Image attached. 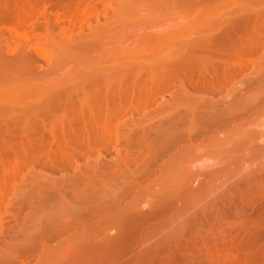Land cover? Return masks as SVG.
<instances>
[{
    "label": "bare ground",
    "instance_id": "1",
    "mask_svg": "<svg viewBox=\"0 0 264 264\" xmlns=\"http://www.w3.org/2000/svg\"><path fill=\"white\" fill-rule=\"evenodd\" d=\"M141 1L147 4L141 6ZM116 2L117 0H0V74H8L6 78L0 77V95L7 97L5 101L2 100L4 104L0 101L3 104L0 107L7 105L6 110H16L15 113L21 111L10 119L9 124L0 125V232L6 222L1 208H8L11 202H15L5 203L4 198H7L9 190L14 195L11 194L8 200L19 198L20 209L22 204L33 203V212L29 214L30 222L43 215L46 217L51 210L53 216L58 212L74 215L73 225H81L83 228L69 237L71 242L78 241L80 244L73 256L57 252V248L43 244V252L40 254L42 264H112L119 261L124 252L118 247V243L130 232H117L102 242H96L94 236L112 224L128 223L131 218L127 209L132 210L134 201L132 200V206L126 204L123 207L124 213H109L94 222L84 216L86 213L93 214L97 209L96 205L88 207L83 214L77 210L76 205L69 206L67 203L66 208L65 205L58 206L66 197L56 196V203L50 206L51 209L47 206L44 208L33 202L37 190L40 189V196L45 197L41 190L45 192L47 189L57 188L59 193L60 183L69 185L71 191L76 193L83 184L89 187L99 182L101 190L88 193L90 195L82 200L107 198L111 202L120 195L115 189L106 187V183L109 185L108 182H114L111 177L115 174L114 170L119 172L136 157L142 158L148 149L154 155H147L141 163V174L155 168L163 170V175L161 171L157 181L167 178L170 168L178 169L186 160L192 161V158L203 153L199 151L201 146L205 148L208 145L206 149H212V145L216 144L214 148L217 151L225 150L223 147L226 146L227 149L232 148L235 143L231 142L230 147L228 142L227 145L224 144L232 135L229 132L221 133L218 128L230 123L231 116L235 115V103L238 105L244 101L243 111H246L259 98L260 94L256 92L261 93L264 88L261 83L264 82V59L245 60V55L258 51L264 45V0ZM168 4L178 8L167 10ZM49 6L58 10L54 16L49 13L50 10L47 12ZM107 8L116 9L114 17L106 16ZM232 11L235 15H227ZM60 12L66 18L69 17L73 26L76 23L83 25L85 22L87 29H80L75 25L79 27L75 31L65 26L66 24L57 26V15ZM174 12L180 15L174 22L159 26L167 15ZM101 15H104L105 20L100 19ZM130 22L154 27L140 26L141 28L134 30L125 28ZM30 25L41 31L29 32ZM48 57L52 59L53 66L48 69L47 74L63 68L70 60H73V69L66 70L63 76L48 77L47 74H38L36 67L41 63L40 59L47 61ZM137 58L143 59L138 61ZM252 65V77L242 76ZM9 75L11 76L8 78ZM240 75L243 80H237L240 86H234L232 93L219 97L220 99L215 96L216 92H221ZM258 80L259 84L256 83ZM71 81L73 87L70 86ZM255 83L258 86L253 85ZM250 86L254 89L259 87L257 90H260L253 91ZM248 88H251L252 94ZM165 92H169L171 98L162 102L163 104H157L156 109L154 108L157 114L145 118L146 111L142 114L144 118L138 116V119H142L132 118L128 124L120 125L122 115L134 111L141 114L140 110L145 112L143 109L146 110L147 106L143 108V105L152 100L154 102L158 95L163 97ZM18 98L23 100L19 102ZM28 128L36 133L26 134ZM214 129L220 133L210 134ZM200 136H206L207 139H200ZM215 136L218 138L214 139ZM120 141L121 148L117 147ZM209 143L212 144L211 148ZM111 145L117 147V150L119 148L117 152H120L115 155V159L113 157L111 161H106L107 155L103 156L100 149L107 151ZM95 149L100 152V156L95 157L96 163L88 158L86 163H79V158ZM168 149L174 152L168 160L159 164L158 154ZM135 150L136 157L132 155ZM37 165L47 168L73 166L75 171L71 175H61L62 178L57 183L56 180H51L53 177L47 178V171L46 174L45 170L41 174V168L36 171ZM27 167L33 168L30 169V174H22ZM21 174L27 188L24 189L23 196L22 192H18V184L13 183L17 177L23 178ZM24 174L30 177H25ZM15 188L16 191H11ZM15 193L18 194L17 197ZM125 193L126 190L123 191ZM125 213L129 218L124 217ZM53 221L54 226L59 224V229H67L72 224L70 221ZM39 237L28 236V247L33 248ZM14 247L0 250V264L16 263L18 252H15Z\"/></svg>",
    "mask_w": 264,
    "mask_h": 264
},
{
    "label": "rangeland",
    "instance_id": "2",
    "mask_svg": "<svg viewBox=\"0 0 264 264\" xmlns=\"http://www.w3.org/2000/svg\"><path fill=\"white\" fill-rule=\"evenodd\" d=\"M116 3L118 4V0ZM120 3H122V1H120ZM141 4L140 5L143 6L147 3L144 4L143 1ZM166 8L167 10H174L178 7L175 8L174 5L168 4ZM107 9L108 12L106 16L110 18L114 17L115 12H117L115 11L116 9ZM49 10L51 12H49ZM57 11V9L50 6L47 8V12L51 13L53 16ZM234 13L235 12L232 11L229 14L227 13V15L233 16L235 15ZM177 14L178 12H174L167 15V18L165 17L164 22L160 23L159 26L174 22L178 16H180ZM104 18V15H101L100 19L105 20ZM33 19H35V17ZM40 20H43V18ZM56 25H65L71 29L73 28L75 31H78L79 27L80 29L81 27L87 29L85 22H83V25L82 23L75 24L79 27L75 25L73 26L69 17L66 18L61 12L57 15ZM140 26H145L146 28L154 27L151 25L142 26L139 23L130 22L125 28L134 30L141 28ZM28 28L31 33H34V30L41 31V29L32 27V25ZM7 35L9 36V33H7ZM245 58L244 59L247 61L250 59L251 61L263 60L264 45L258 51L245 55ZM142 59L137 58L138 61H142ZM51 61L52 59L50 60L49 57L47 58V61L45 59H40L41 63L37 65V70L35 69L36 72L38 71V74H47L48 69H51L53 66V62ZM252 67L253 65L245 70V73L243 72L242 76L245 75L249 78L252 77ZM68 69H73V60L67 62L63 68L53 70L51 71L52 73L49 72L46 76H63L64 72ZM1 75L2 74H0L1 78H6L8 74L5 75L6 77ZM10 76L11 75H9L8 78ZM242 76L240 75L236 77L227 84L221 92H216L215 96L217 98H222L223 96H227L228 93H232L234 86H240L239 83L243 80V78L241 79ZM257 78L258 77H256V79ZM237 80H240V82L237 83ZM258 82L260 81L258 80L256 83L259 84ZM71 83L72 84L69 82L68 85L70 84V86L72 85L73 87V82L71 81ZM256 83L253 85L258 86ZM261 83L262 85L264 84V82ZM250 87L253 88V91L260 90H257L259 87H256V89H254L253 86ZM243 90L246 91L245 89ZM248 90L250 93L251 88H248ZM263 90L264 88H262L261 93L264 92ZM253 91L251 92L253 93ZM256 93L260 94L261 97L259 96V98L256 99L257 101L252 105L250 104L246 111H243V108L245 109V107H243L244 101L238 105L235 103V115L231 116L230 123L224 127L218 128L221 133L223 131L226 134L230 133V136L232 135L231 138L228 137L230 139L226 141L224 140L225 143L224 141L223 143L226 144L228 142L227 144L229 146L232 142L235 143L233 144L235 147L232 145H230L232 148L229 149L226 148L227 146L223 147L226 151L223 148V150H220L216 147L218 149L217 151L214 148L216 144L212 145L209 143L210 148L211 145L213 146L212 152V149H206L208 145L205 146V148L204 146H201L200 148L202 150L199 149V151H203V153L199 155L200 152L197 150L196 152L199 156L196 158L194 157V159L192 158V161H190V159L189 162L186 160L185 163L187 162V164L183 163L178 169L170 168L166 175L167 178H162L158 181L157 178L160 177L159 175L161 174V171L163 175V170L152 168L150 171L141 174L139 169V166L146 159V156H152L154 153L150 152L151 149H148L150 151L147 150L145 156L138 158L136 157L137 154L135 150V153L132 155L137 159L135 158L133 161H130L128 163L129 166L123 167V169L118 170L119 172L113 169L115 174H112L111 177L114 182H108L109 185L106 183L107 188L112 190L115 189L114 191L120 194L117 198L114 196L115 198H113L111 202L108 201L107 198V201L103 198H100V200L99 198H95L93 201L82 200V198L90 195H88V193L92 194L101 190L102 185L99 182H96L93 186L91 185L89 187H87L88 185L85 186L86 184H83L80 188L78 187L79 191L77 190L76 193L71 191L72 189H70L69 185L60 183L59 188L61 191H59V193L57 188L47 189L45 191L46 193L44 190H41L45 194V197L40 196L41 192L39 189L36 191L38 193H36L37 195L34 197L36 199L35 201L33 200V202L34 204L38 203V205L44 206V208L47 206L51 209L50 206L53 203H56L57 198H62L63 196L66 197V199L65 201L62 200L63 202H60L61 204H58L59 201H57L58 206L65 205L64 207L66 208L68 207L66 205L67 203H69V206L70 204L74 206L76 205L77 210L83 214L87 212L88 207L90 208V206L96 205L97 209L93 214L90 215L86 213L84 216V218L94 222L101 220L109 213H124L123 207H125L126 204L132 206L134 203V207H129L132 210L126 208L127 213L131 218L129 222L132 221L131 224L129 222L126 223L127 221L121 222L119 225L115 223L106 227L105 230L94 236L96 242H102L107 240L110 235H115L117 232L122 234L127 233L128 231L130 232L131 235H127L129 237L125 236L124 240H121L118 243V247L124 252L123 257L112 264H264V93L262 95L259 92ZM2 96L3 95H0V101L4 104L5 102L2 100L5 101V98L7 99V97L3 96L2 99ZM164 96L161 97V95H158L154 102L152 100L146 105H143V108L145 106L147 107L146 110H144L145 108L143 109L145 112L140 110L141 114H139L138 111H134L133 113L127 112V115H122L123 117L120 119V125L122 123L128 124L131 122L132 118L137 120L138 116H143L146 111L147 115L145 114V118L146 116L149 118L155 113L157 114V111L155 110L156 106H158L157 104L171 98L169 92H165ZM19 100L23 99L18 98L17 101ZM2 103H0V105ZM3 104L1 106H3ZM151 104L153 105L151 106ZM5 106L7 107V105H4V108L0 107V125H4L5 123L9 124L10 119L14 118V115L21 112L17 111L18 113H15L16 110L14 106L11 107L12 109L14 108L15 112L13 110H6L7 108ZM238 108H241V110L239 111ZM133 114L135 115L134 117L132 116ZM142 118H144V116ZM219 131L214 129L210 134H219ZM25 133L34 135L36 132L28 128ZM152 134H154V131ZM201 138L207 139L206 136H200V139ZM216 138H218V136L214 137V139ZM233 139L234 142L232 141ZM120 143L121 141L118 146L114 145L116 143H113V145L121 148L122 144L120 145ZM113 145H111V149L109 148L107 151L100 149L103 156L105 154L107 155V157L105 155L106 161H111L113 157L115 159L120 152H117L119 148L117 150V147L115 148ZM220 146L221 143L218 147ZM204 149L206 151H211L205 152ZM214 149L217 152H215ZM100 152H98L97 149L92 150L89 153L90 155L86 154V156L84 155L86 158L83 156L79 158L78 161L79 163H86V159L88 158V160L91 159L90 161L93 162L95 157L98 158V156H100ZM173 152L174 151L168 149L166 152L162 151L159 153V164H163L164 161L168 160ZM73 166L76 167L75 164H73ZM73 166L47 168L42 165H37L35 170L37 171L41 168V174H43L44 170V173L47 171V174L45 173L47 178L49 177L50 179L53 177L51 180L53 181L54 179L59 183L63 175L67 176L68 173L73 174L72 171H75ZM182 167L183 169H181ZM30 169L32 170L33 168H24L22 174L27 172L30 174ZM35 170H33V173H36ZM22 174L21 176L23 177ZM23 179L24 177L21 179L19 176V178L17 177L13 181V183L16 182V184H18L15 185L19 190L18 192L23 193L22 196L25 194L24 189H27L23 184ZM21 189L22 191H20ZM124 190H126L125 194H123ZM11 191H16V188ZM9 192H7V198H4L5 203L10 204L13 200H15L16 203L11 202L9 205L10 207L7 208L6 206H2L3 208H1L3 209L2 213H5V218L3 219L6 222H4L5 225L3 231L0 232V250H10L15 246V252H18L15 264H42L40 261V254L43 252V244H48L57 248V252L73 256L80 244L78 241L71 242L69 237L74 235L75 232L82 231L83 229L81 225H78L79 227L73 225V220L75 219L74 215L58 212L59 215L56 213V215L54 214L53 216V212L50 210V213H48L49 215L45 213L47 215L46 217L43 215V217L30 222L31 218L29 217V214L33 212V203L22 204L20 209L18 204L20 201L19 198L14 199L12 197V200H8V197H11V194L14 195V193L10 192L9 194ZM15 196L17 197L18 194ZM40 197L43 199H40ZM8 209L11 210L9 211ZM45 211L47 212L48 210ZM13 213H17V216L15 217ZM127 213H125L126 216L124 217H128ZM132 218H134V220ZM135 218L137 220H135ZM53 220L70 221L72 224L67 229H59V224H55L56 226H54ZM34 222L40 223L34 224ZM28 236H40L36 242L37 244H35L33 248L28 247ZM2 246L3 248H1ZM4 247H6V249ZM71 260H73V257ZM60 264L63 263L60 262Z\"/></svg>",
    "mask_w": 264,
    "mask_h": 264
}]
</instances>
